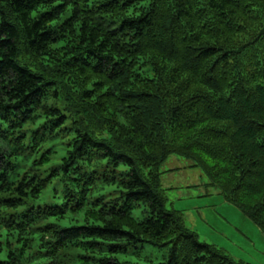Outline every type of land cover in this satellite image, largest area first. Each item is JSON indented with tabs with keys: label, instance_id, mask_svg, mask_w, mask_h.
Here are the masks:
<instances>
[{
	"label": "trees",
	"instance_id": "obj_1",
	"mask_svg": "<svg viewBox=\"0 0 264 264\" xmlns=\"http://www.w3.org/2000/svg\"><path fill=\"white\" fill-rule=\"evenodd\" d=\"M171 156L264 234V0H0V264H246L166 210Z\"/></svg>",
	"mask_w": 264,
	"mask_h": 264
},
{
	"label": "rangeland",
	"instance_id": "obj_2",
	"mask_svg": "<svg viewBox=\"0 0 264 264\" xmlns=\"http://www.w3.org/2000/svg\"><path fill=\"white\" fill-rule=\"evenodd\" d=\"M100 165L99 173L108 169L104 161ZM160 170L164 172L161 185L166 210L180 213L185 227L196 234L199 242L214 246L234 261L264 264V234L237 207L227 202L217 188L210 186L198 168L191 167L186 159L171 156ZM124 171H127L124 166L117 168V174ZM113 189L98 181L94 195H107ZM145 216L143 204L132 211L134 219L142 220ZM133 252L135 250H129L117 258L129 264H164L168 247L144 244L140 252Z\"/></svg>",
	"mask_w": 264,
	"mask_h": 264
}]
</instances>
